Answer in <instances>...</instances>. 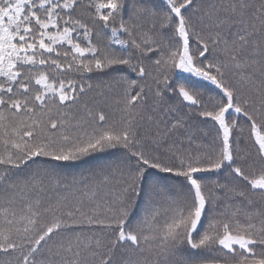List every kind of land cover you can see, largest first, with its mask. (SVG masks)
Instances as JSON below:
<instances>
[{
    "label": "snow or ice",
    "instance_id": "1",
    "mask_svg": "<svg viewBox=\"0 0 264 264\" xmlns=\"http://www.w3.org/2000/svg\"><path fill=\"white\" fill-rule=\"evenodd\" d=\"M0 264H264V0H0Z\"/></svg>",
    "mask_w": 264,
    "mask_h": 264
}]
</instances>
